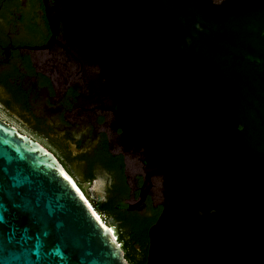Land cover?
I'll list each match as a JSON object with an SVG mask.
<instances>
[{"label": "water", "instance_id": "95a60500", "mask_svg": "<svg viewBox=\"0 0 264 264\" xmlns=\"http://www.w3.org/2000/svg\"><path fill=\"white\" fill-rule=\"evenodd\" d=\"M55 1L118 103L124 149L144 155V185L160 181L145 264H264V0ZM111 228L0 118V264H129Z\"/></svg>", "mask_w": 264, "mask_h": 264}, {"label": "flooded vegetation", "instance_id": "af4514ba", "mask_svg": "<svg viewBox=\"0 0 264 264\" xmlns=\"http://www.w3.org/2000/svg\"><path fill=\"white\" fill-rule=\"evenodd\" d=\"M55 3L0 0V110L46 138L67 167L76 164L79 172L69 174L94 187L96 199L122 184V206L143 222L158 218L160 181L153 176L144 185V155L124 149L118 103L101 68L52 19Z\"/></svg>", "mask_w": 264, "mask_h": 264}, {"label": "trees", "instance_id": "16d2710c", "mask_svg": "<svg viewBox=\"0 0 264 264\" xmlns=\"http://www.w3.org/2000/svg\"><path fill=\"white\" fill-rule=\"evenodd\" d=\"M124 191L125 187L121 184L118 188L108 190L107 196L102 200L91 198V196L90 198L96 210L106 216L108 225L115 229L117 241L120 242L129 264H145L149 246V230L147 229L151 223L152 225L155 223L157 217L143 222L135 212L128 211L120 204ZM129 239L139 244V249L135 248L134 243H130ZM137 252L140 254L139 257L135 256Z\"/></svg>", "mask_w": 264, "mask_h": 264}, {"label": "rangeland", "instance_id": "374dc122", "mask_svg": "<svg viewBox=\"0 0 264 264\" xmlns=\"http://www.w3.org/2000/svg\"><path fill=\"white\" fill-rule=\"evenodd\" d=\"M0 116L2 118H4L7 122H9L10 124L14 125L16 128H18V130L26 135H29L31 138H33L34 140H36L38 143H40L42 146H44L45 148H47L49 151H51L56 158L58 159V161L62 164V166L66 169V171H68V173L72 174V170L70 169V167H67V165L64 162V159L62 157V155L57 151V149L48 142V140L46 138H43L39 135H37L36 133H33L32 131H30L28 128L23 127L22 125L18 124L17 122H15L14 120H12L11 118L7 117L6 114L0 110ZM78 185V187L82 190V192L84 193V195L86 197H88V200L91 202L92 205V199L90 198V196L87 194V192L85 191V187L88 185V183L85 182H78L76 183ZM101 214V213H100ZM102 219L108 224V221L105 217L104 214H101ZM113 228V226H111ZM114 233H115V229L113 228Z\"/></svg>", "mask_w": 264, "mask_h": 264}, {"label": "bare ground", "instance_id": "6f19581e", "mask_svg": "<svg viewBox=\"0 0 264 264\" xmlns=\"http://www.w3.org/2000/svg\"><path fill=\"white\" fill-rule=\"evenodd\" d=\"M76 183V182H75ZM82 191V190H81ZM84 194V193H83ZM111 231H112V233L114 234V231H113V229L111 228Z\"/></svg>", "mask_w": 264, "mask_h": 264}, {"label": "clouds", "instance_id": "9594fccd", "mask_svg": "<svg viewBox=\"0 0 264 264\" xmlns=\"http://www.w3.org/2000/svg\"><path fill=\"white\" fill-rule=\"evenodd\" d=\"M109 183H110V181H109ZM106 194V193H105Z\"/></svg>", "mask_w": 264, "mask_h": 264}, {"label": "built area", "instance_id": "2783aa9c", "mask_svg": "<svg viewBox=\"0 0 264 264\" xmlns=\"http://www.w3.org/2000/svg\"><path fill=\"white\" fill-rule=\"evenodd\" d=\"M116 238V237H115Z\"/></svg>", "mask_w": 264, "mask_h": 264}]
</instances>
